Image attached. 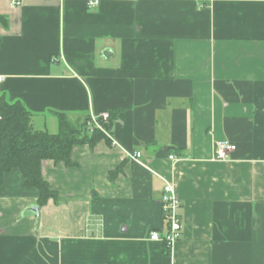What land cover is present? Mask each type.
Wrapping results in <instances>:
<instances>
[{
    "label": "crops",
    "instance_id": "0c3cea01",
    "mask_svg": "<svg viewBox=\"0 0 264 264\" xmlns=\"http://www.w3.org/2000/svg\"><path fill=\"white\" fill-rule=\"evenodd\" d=\"M0 15V96L50 133L57 112L114 113L115 140L43 160L60 200L38 217L37 189L4 174L0 264H264V0H0ZM218 140L235 146L224 160ZM164 179L171 249L149 238L166 230Z\"/></svg>",
    "mask_w": 264,
    "mask_h": 264
},
{
    "label": "trees",
    "instance_id": "16d2710c",
    "mask_svg": "<svg viewBox=\"0 0 264 264\" xmlns=\"http://www.w3.org/2000/svg\"><path fill=\"white\" fill-rule=\"evenodd\" d=\"M0 24L7 25V18L0 15ZM57 131L35 129L31 124V112L20 101L9 102L0 96V191L4 174L18 168L24 185L38 191L36 204L42 207L49 199L58 202L60 197L43 178L41 163L45 159L63 161L71 165L70 152L74 145L94 146L100 139L109 138L98 129L88 130L90 116L72 122L63 112H57ZM101 119V118H99ZM114 113H109L105 128L111 133ZM102 122V121H101ZM120 166L112 171L116 174Z\"/></svg>",
    "mask_w": 264,
    "mask_h": 264
},
{
    "label": "built area",
    "instance_id": "2783aa9c",
    "mask_svg": "<svg viewBox=\"0 0 264 264\" xmlns=\"http://www.w3.org/2000/svg\"><path fill=\"white\" fill-rule=\"evenodd\" d=\"M88 7H95L99 0H85ZM21 3V0H9V4L12 7L18 6ZM1 78V76H0ZM101 118V119H99ZM109 118V113L104 112L100 115H90V120L88 125H94L95 127L101 129L105 132L112 144H115V140L111 136V133L105 131L104 127L101 126V123L107 121ZM102 121V122H101ZM91 129V128H90ZM92 130V129H91ZM235 146L229 143L227 140H218L214 145V157L216 159H226L227 154L234 150ZM127 157L131 160L141 162V153L139 151L128 152ZM169 159L175 160L174 155H169ZM161 210L163 218L166 222V230L163 233L157 231H151L149 233V238L151 240H162L167 248L171 249L173 244L180 238L182 233L183 224L179 214L180 200L176 194L173 184L164 179V183L161 189Z\"/></svg>",
    "mask_w": 264,
    "mask_h": 264
},
{
    "label": "water",
    "instance_id": "95a60500",
    "mask_svg": "<svg viewBox=\"0 0 264 264\" xmlns=\"http://www.w3.org/2000/svg\"><path fill=\"white\" fill-rule=\"evenodd\" d=\"M28 210L35 214L37 217L39 215V206L37 204L28 207Z\"/></svg>",
    "mask_w": 264,
    "mask_h": 264
},
{
    "label": "rangeland",
    "instance_id": "374dc122",
    "mask_svg": "<svg viewBox=\"0 0 264 264\" xmlns=\"http://www.w3.org/2000/svg\"><path fill=\"white\" fill-rule=\"evenodd\" d=\"M101 126H102V127H104L105 131H107V132L109 133V131H108V130L105 128V126L103 125V123H101ZM87 127H88V130H89V131H92L93 129H95V128H96V129L100 130L102 133H104V134H105V132H104V131H102L101 129H99V128L95 127V126H94V125H92V124H90V126H89V125H88V123H87ZM90 128H91L92 130H91ZM105 136L107 137V135H106V134H105Z\"/></svg>",
    "mask_w": 264,
    "mask_h": 264
}]
</instances>
